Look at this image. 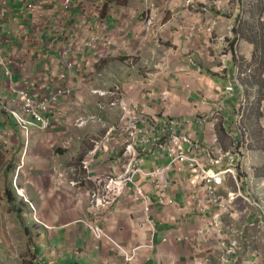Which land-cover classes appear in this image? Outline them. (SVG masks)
Masks as SVG:
<instances>
[{
    "label": "crops",
    "instance_id": "obj_1",
    "mask_svg": "<svg viewBox=\"0 0 264 264\" xmlns=\"http://www.w3.org/2000/svg\"><path fill=\"white\" fill-rule=\"evenodd\" d=\"M41 1L8 0V17L0 20V100L17 99L13 90L27 81L40 97L74 89L60 99L49 130H24L0 105V220L16 221L11 228L32 240L27 264L44 263L45 243L53 259L46 264H218L220 243L232 239L238 248L230 264H264V52L255 44L264 41V13L254 14L253 0H77L66 16L62 5L42 3L34 19L28 5ZM151 5L156 25L147 32L141 20ZM97 33L104 48L120 47L117 54L96 64L92 50L68 51L73 39ZM116 84L148 119L140 122L150 128L142 167L170 162L153 139L164 144L174 132L189 137L185 148L193 144L206 169L217 173L234 163L235 175L222 174L215 185L220 203L207 204L205 181L192 186L183 161L169 171L166 193L174 202H160L152 182L137 176L151 197L148 213L135 185L110 208L92 209L85 192L123 170V132L85 163L82 172L94 181L73 187L69 175L66 189H58L57 171L83 164L92 142L119 121V108H98L110 97L94 94ZM257 104L260 115L253 113ZM84 221L134 250L133 258L125 261L111 243L96 241Z\"/></svg>",
    "mask_w": 264,
    "mask_h": 264
},
{
    "label": "built area",
    "instance_id": "obj_2",
    "mask_svg": "<svg viewBox=\"0 0 264 264\" xmlns=\"http://www.w3.org/2000/svg\"><path fill=\"white\" fill-rule=\"evenodd\" d=\"M43 4H58L62 5L63 13L66 16L73 7L78 4L77 0H43L41 2H34L28 5V10L37 19L41 5ZM103 3H97V10L102 9ZM9 14L8 0H3V7L0 11V20H6ZM88 16H86V19ZM157 13L154 6H150L149 14L141 20L145 30L151 32L156 25ZM102 42L107 43L105 36L97 33L89 37H82L73 39L68 45V51H78L85 53L86 50H92V59L96 64H100L103 59L110 57L111 55L117 54L120 47L106 49L102 46ZM111 38L108 40V44H113ZM13 61H10L12 63ZM0 63L5 64V60L0 57ZM8 64V63H6ZM76 63L74 61H67L69 69H73ZM36 85L32 82L27 83L19 88L14 89V93L18 94V98L7 103L5 100H0L1 109L8 111L14 116L19 125L26 131L31 127H38L43 130H49L52 128V117L57 115L58 104L60 99L65 96H70L74 93V89L60 88L55 91H51L46 94L45 97H40L35 92ZM94 94L99 95L102 98L110 97L108 101L102 100L98 103V108L101 112H105L109 109L119 108L121 110L120 119L116 125L108 129L107 134L101 140H94L93 148L88 152L83 164L74 166L70 171H57V187L58 189H66L68 183V176L73 175L76 180L71 182V186L78 187L83 182H92L94 177L88 174H84L82 170L85 167V163L92 159L101 149L105 142H110L109 138L114 133H124L123 137V157L120 162L123 166V170L113 175H107L98 178L96 188L87 190L85 192L89 199L90 206L96 211H101L110 208L116 202L118 196H122L129 185H135V198L142 200L145 213H148L151 205V197L148 195L143 188L138 184L135 178L144 177L148 178L157 193L160 195V202L172 203L174 200L167 196V188L169 186V171L173 167L181 169V162H186V168L192 173L189 180L192 186H196L201 181H205L206 188L211 193V197L207 200L208 203H220V196L214 195L215 185L222 183V174H234L235 166L227 167L226 169L214 172L211 169H206L201 160L199 154L194 151L193 144L190 147L185 148L184 143L189 141V137L184 134L170 133L166 138V142L161 143L160 138H154L153 142L155 145H162L167 150L170 157V162L165 166H155L153 168H144L141 163L143 162V153L145 152L144 144L149 142L148 134L150 132L149 127H143L140 122H145L148 119L145 118L144 111H139L135 102L127 96L124 87L121 84H116L112 89L109 90H95ZM97 115L90 117V120L96 121ZM83 119H81L82 121ZM86 123L85 120L82 124ZM246 139V135H245ZM229 158L233 161V157L230 152H227ZM99 179L104 182L99 185ZM20 194L22 191H18ZM235 197L234 193H229L226 200H231ZM250 202V200H248ZM32 204V203H31ZM222 205V204H221ZM33 206V204H32ZM223 206V205H222ZM39 223L40 220L37 219ZM86 222L90 227V231L96 241H103L111 243L114 248L122 255L125 261H130L134 256V250L129 249L122 244L116 242L112 237L99 225L92 222ZM261 223V222H260ZM260 225V233H264V229ZM238 248V242L235 239L230 241H224L220 243L219 253L217 254L218 264H230L232 255Z\"/></svg>",
    "mask_w": 264,
    "mask_h": 264
},
{
    "label": "rangeland",
    "instance_id": "obj_3",
    "mask_svg": "<svg viewBox=\"0 0 264 264\" xmlns=\"http://www.w3.org/2000/svg\"><path fill=\"white\" fill-rule=\"evenodd\" d=\"M244 102L245 98L243 100V106ZM15 223L16 221L11 219H2V221L0 220V230L2 232H0V264H27V259H32L34 257L33 254L31 255L30 253L32 240H29L27 237H25V231H21L18 228H11ZM35 224L36 222L34 221V225ZM34 225L30 226H33L34 228ZM11 231L13 233L9 234ZM34 233L36 234V231ZM52 240L53 239H50V241ZM48 245L45 243V246H42V254L45 258L43 264L53 261L50 255L51 249Z\"/></svg>",
    "mask_w": 264,
    "mask_h": 264
},
{
    "label": "trees",
    "instance_id": "obj_4",
    "mask_svg": "<svg viewBox=\"0 0 264 264\" xmlns=\"http://www.w3.org/2000/svg\"><path fill=\"white\" fill-rule=\"evenodd\" d=\"M253 3H254V14L261 16L264 13V0H253ZM255 44L257 46V49L264 52V41L262 40V38H259L258 40H256ZM261 97H262V91L258 93L257 101H260ZM253 113L260 115L261 112H260L259 104H257L254 107Z\"/></svg>",
    "mask_w": 264,
    "mask_h": 264
}]
</instances>
